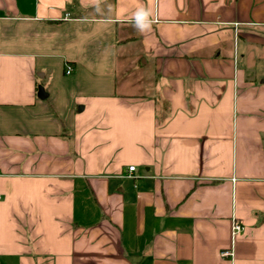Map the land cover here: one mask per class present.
<instances>
[{
	"label": "crops",
	"instance_id": "0c3cea01",
	"mask_svg": "<svg viewBox=\"0 0 264 264\" xmlns=\"http://www.w3.org/2000/svg\"><path fill=\"white\" fill-rule=\"evenodd\" d=\"M99 6L0 0V264H264V0Z\"/></svg>",
	"mask_w": 264,
	"mask_h": 264
},
{
	"label": "clouds",
	"instance_id": "9594fccd",
	"mask_svg": "<svg viewBox=\"0 0 264 264\" xmlns=\"http://www.w3.org/2000/svg\"><path fill=\"white\" fill-rule=\"evenodd\" d=\"M96 10L100 11V0H95ZM152 11L148 8L141 7L136 10L133 17V27L140 33H145L151 30L154 23Z\"/></svg>",
	"mask_w": 264,
	"mask_h": 264
},
{
	"label": "built area",
	"instance_id": "2783aa9c",
	"mask_svg": "<svg viewBox=\"0 0 264 264\" xmlns=\"http://www.w3.org/2000/svg\"><path fill=\"white\" fill-rule=\"evenodd\" d=\"M70 71H71V68L69 66H67L66 70H65V74H69ZM127 169H128V172L130 173L134 170V167L129 166ZM242 229L243 228H242V225L240 223L232 221L231 228H230L232 239L239 236V234L242 232ZM220 255L222 257L226 258V257H231L233 255V253L231 250H224V251H221Z\"/></svg>",
	"mask_w": 264,
	"mask_h": 264
},
{
	"label": "water",
	"instance_id": "95a60500",
	"mask_svg": "<svg viewBox=\"0 0 264 264\" xmlns=\"http://www.w3.org/2000/svg\"><path fill=\"white\" fill-rule=\"evenodd\" d=\"M42 94H43V93H42V91H41V89H40V90H39V93H38V96H39V97H42Z\"/></svg>",
	"mask_w": 264,
	"mask_h": 264
}]
</instances>
